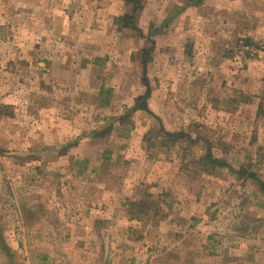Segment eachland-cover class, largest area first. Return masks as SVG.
Here are the masks:
<instances>
[{"label": "rangeland", "instance_id": "rangeland-1", "mask_svg": "<svg viewBox=\"0 0 264 264\" xmlns=\"http://www.w3.org/2000/svg\"><path fill=\"white\" fill-rule=\"evenodd\" d=\"M0 104V264H264V0H0Z\"/></svg>", "mask_w": 264, "mask_h": 264}, {"label": "trees", "instance_id": "trees-1", "mask_svg": "<svg viewBox=\"0 0 264 264\" xmlns=\"http://www.w3.org/2000/svg\"><path fill=\"white\" fill-rule=\"evenodd\" d=\"M129 18L130 17H124L123 18V20H125V19H128L129 20ZM126 25H130L129 24V22L126 24ZM136 105V104H135ZM137 107V109L139 108V109H145V106H140V107H138V106H135V108ZM5 109H6V106H4V105H2V104H0V116H2V115H4L5 113H4V111H5ZM168 136H170L169 134H168ZM260 191H261V193H262V195H263V197H264V184H261L260 185ZM142 203V202H141Z\"/></svg>", "mask_w": 264, "mask_h": 264}]
</instances>
